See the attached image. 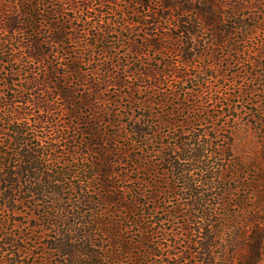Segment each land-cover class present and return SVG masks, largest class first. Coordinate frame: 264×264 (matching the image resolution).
Segmentation results:
<instances>
[{"label": "trees", "instance_id": "obj_1", "mask_svg": "<svg viewBox=\"0 0 264 264\" xmlns=\"http://www.w3.org/2000/svg\"><path fill=\"white\" fill-rule=\"evenodd\" d=\"M0 264H264V0H0Z\"/></svg>", "mask_w": 264, "mask_h": 264}]
</instances>
